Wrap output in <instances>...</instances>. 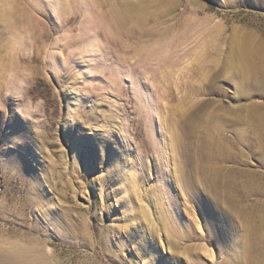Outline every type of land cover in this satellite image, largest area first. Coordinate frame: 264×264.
I'll return each instance as SVG.
<instances>
[{
	"label": "rangeland",
	"instance_id": "rangeland-1",
	"mask_svg": "<svg viewBox=\"0 0 264 264\" xmlns=\"http://www.w3.org/2000/svg\"><path fill=\"white\" fill-rule=\"evenodd\" d=\"M7 249L264 264V0H0Z\"/></svg>",
	"mask_w": 264,
	"mask_h": 264
},
{
	"label": "bare ground",
	"instance_id": "bare-ground-1",
	"mask_svg": "<svg viewBox=\"0 0 264 264\" xmlns=\"http://www.w3.org/2000/svg\"><path fill=\"white\" fill-rule=\"evenodd\" d=\"M120 14L121 13H116V17L119 18L120 20H122L124 17H122V15H120ZM249 61H250L249 58H244L242 60V63H244L248 67ZM249 68H251V67H249ZM141 219H142L141 223H144V220L146 218L141 217ZM208 243L209 242L205 241V244H204L205 246H202L203 254H206L208 252V251H206V248L208 247ZM219 254H218V256H219ZM208 256H210V255H208ZM210 257H212V260H214L215 259L214 253H213V256H210ZM228 263H230V260L226 264H228ZM0 264H49V263L47 262L46 259L36 258V257L29 258L24 253H20V252L14 251V250L7 249V250H2V251L0 250Z\"/></svg>",
	"mask_w": 264,
	"mask_h": 264
}]
</instances>
